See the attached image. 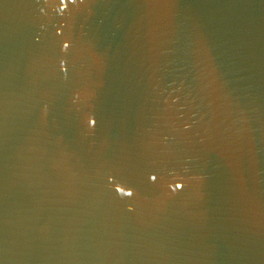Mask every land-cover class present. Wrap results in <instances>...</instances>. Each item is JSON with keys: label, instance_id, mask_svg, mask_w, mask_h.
<instances>
[{"label": "water", "instance_id": "obj_1", "mask_svg": "<svg viewBox=\"0 0 264 264\" xmlns=\"http://www.w3.org/2000/svg\"><path fill=\"white\" fill-rule=\"evenodd\" d=\"M0 264H264V0H0Z\"/></svg>", "mask_w": 264, "mask_h": 264}]
</instances>
